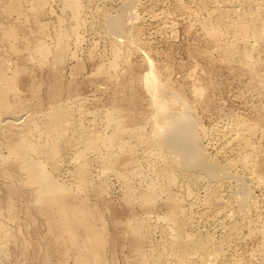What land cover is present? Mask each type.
<instances>
[{
    "label": "rangeland",
    "instance_id": "obj_1",
    "mask_svg": "<svg viewBox=\"0 0 264 264\" xmlns=\"http://www.w3.org/2000/svg\"><path fill=\"white\" fill-rule=\"evenodd\" d=\"M66 1L0 0V31L5 32L0 48L10 66L22 68L15 78L19 107L14 110L25 115L31 111L26 116L33 115L32 120L41 125L45 111L58 103L71 108L75 121L99 135L109 136L116 124L119 127L121 137L118 135L115 148L116 152L123 150L117 156V165L102 163L97 152L90 153L89 177L83 190L76 191L78 181L73 174L77 147L61 148L58 164L62 167L58 165V169H52V163L43 157L54 176L77 192V196L68 198L69 202L79 204L85 197L86 204L95 211L97 227L105 229L107 245L99 264H168L157 260L158 252L164 250L174 227L179 225L185 232L215 237L217 245L224 248L227 264H264V34L248 32L252 59H242L237 51L246 45L242 31L235 26L238 16L233 11L229 16L220 12L252 7L247 11L253 16L247 18H259L260 30L264 25V12L257 9L260 1L252 0L249 7L248 0H132L131 5L125 0H79L82 6L77 14ZM122 11L132 42L118 52V40L123 37L109 32L105 21ZM38 40L50 46L48 56L41 53ZM149 60L156 73V88L166 86L160 98L168 103L164 114L176 109L181 112L186 107L200 134L201 146L225 164L231 175L227 172L218 179L198 171L194 179L192 173L178 167L167 175L156 174L162 166L163 149L153 142V128L162 113L145 85ZM54 66L59 67L57 76L52 71ZM55 78L62 83L60 96L50 103V85ZM174 93L181 95L173 102ZM13 96L11 92V100ZM114 104L120 109L117 106L113 111ZM111 114L116 121L112 118L110 123ZM30 126L25 135L33 130L30 139L43 144L46 133L37 132L33 121ZM124 128H128L125 133ZM65 134L72 137L73 131L67 129ZM4 136L0 133V207L4 210L0 213L13 233L7 245L13 262L9 259L8 264H78L74 258L77 250L49 235L46 220L36 207L37 187L25 184L15 157L2 163L3 156H9ZM102 149L100 154L108 152ZM119 171L129 175L135 192L149 190L147 184L157 181L159 196L154 206L136 196L130 200L125 176ZM169 175L175 179L171 181ZM19 182L24 186L15 194V217L7 211L4 198L8 185L17 186ZM75 197L78 200L71 199ZM136 223L142 225L141 231L132 227Z\"/></svg>",
    "mask_w": 264,
    "mask_h": 264
},
{
    "label": "bare ground",
    "instance_id": "obj_2",
    "mask_svg": "<svg viewBox=\"0 0 264 264\" xmlns=\"http://www.w3.org/2000/svg\"><path fill=\"white\" fill-rule=\"evenodd\" d=\"M223 1H226V0H223ZM231 1H233V0H231ZM248 1H249V7H251L250 3L252 2V0H248ZM259 1L261 4H260V7H258L257 9L259 10V8H260V11L262 10L264 12V0H259ZM125 2H126L125 4L127 5L130 2H132V0H125ZM237 2H239V1L237 0ZM232 3H235V2H232ZM66 4L72 9L74 14L75 13L77 14L80 11L81 6H82L81 2L79 0H67ZM255 4H256V2H255ZM129 5H131V4H129ZM234 5H236V4H234ZM244 5H245V3H244ZM244 8H245V6H244ZM251 8H248L246 10L243 9L245 11H243V10L240 11V10H236V9H232V8H230V9L225 8V9L220 10V12L223 16H229L232 11L234 12V14H236L238 16V20L235 21V26L238 27V29H240L242 31L240 33L242 35V38L245 40L246 46L244 48H242V50L237 51V55L241 56L242 59H246V60L252 59V52H253V47H251L250 43H248L249 42L248 41V32L253 30L258 35L264 34V25L263 26L261 25L260 30L257 29V27L259 25V20H258L259 18L256 19V16H254L250 20H249V18H247V15L250 14V12L247 10H249ZM127 9H129V7ZM250 11H252V10H250ZM256 13H257V10H256ZM260 14H258V17L260 16ZM251 15H252V13L250 14V16ZM106 19H107V21H105V22H107L106 28H108V31L109 32L111 31V33H116L119 36L121 35L123 37V39L118 40L116 38H119V37H116L118 35L115 34V39L119 41V43H118L119 46H118L117 51L121 52V50H123V48H122L123 46L125 47V45H127V47H128L129 43L132 42V37H131V34L129 33V30H128L130 28L127 29V26H126L124 12L122 11L121 13L116 14L114 16H109ZM128 20H129V18H128ZM261 21H262V18H261ZM260 24H262V22ZM130 26L128 25V27H130ZM1 32L2 31H0V39L5 40V32H3L4 34ZM251 38H252V36H251ZM114 42H116V41H114ZM38 45L37 46L40 47V49L42 50L41 53H43L45 56H48V54L51 53L50 46H48L46 43L39 41ZM258 45H257V47H258ZM232 52H233V50H232ZM63 55H64V52H62V56H60L59 58L62 59ZM6 61L7 60L5 59L4 55L2 54L1 48H0V133L5 135L4 137H6V146L9 148V156H7L8 153L6 154V156H3L2 163H6V162L8 163L9 157L14 156L16 165L19 166V168L21 169L20 171H22L25 175V181H24L25 184L26 185L27 184L28 185L29 184L35 185L37 187L36 190L39 192L38 193L39 196L37 198L38 202L36 204V201H35L34 204H36V207H37L39 213L42 214L43 218L46 220L49 235L50 236L53 235L58 240H62V243H65L66 247L68 245V247L75 248L78 253H77V256L75 255L74 258H76L75 260H77L78 264H99L98 261H100V260L102 261L103 251L105 250V247L107 245L106 234L104 231L105 229L103 228L104 230H102L101 228L97 227V225H96V223L98 222L97 219H96L97 222L96 223L94 222L95 211L86 204L87 201H85V197H83L82 200L80 199L81 201L79 204L71 203V201L69 202L68 198L71 196L72 197L77 196L78 195L77 192L73 191L72 190L73 188L68 183H65L64 181H60V179H57L54 176V174L50 171L51 169L49 170V168H47V166H46L47 163L44 164L45 160H43V159L45 158L52 163V165H53L52 169L53 168L58 169L57 166L59 165L58 163L60 160L59 157L61 155V152H60L61 148H64V147L68 148V147H73V146L77 147V153H76V159H75L76 160V165H75L76 168H75L73 174L78 181V183H77V181H75L78 184L76 187V191H77V189H78V191L83 190V187L86 186V182L88 181V177H89V171H90L89 166L91 165L90 159H89L90 153L95 152L94 154H96V152H97L98 153L97 155H100V157L102 159V163H104L103 161H105L106 164L107 163H109V164L114 163L112 166V167H114L119 152L121 150H123V149H121L120 151L116 152L117 149L115 148V146L118 145L117 141L119 139L118 137L120 136L119 135L120 133L118 130L119 127L116 124V127L114 128V132L112 134H110L109 136L99 135L94 130L89 129L86 126H83L84 123L82 121L81 122L83 124H80L79 122L75 121L72 117L73 113L71 114V111H70L71 108L68 109L65 106L63 107L62 104L58 105V103L55 105H50V107L45 111V114L42 115L44 117L40 116V117H42V121H41L42 124L41 125L38 122H36L35 119L32 120L33 115H32V117L26 116L31 111L25 115V113H23V112L20 113V111L14 110V108L19 107L18 87H17V84L15 82V78H16L17 73L22 71V68L20 65H14V67H12L13 65L10 66V64H9L10 62L8 63ZM61 61H63V60H61ZM149 65H150L149 66L150 69L146 73L145 85L149 89V91L152 93L154 101L156 103H158L159 107H161V111L159 114L162 113L159 120L156 119L157 122L156 121L155 122L157 124H155L156 127L153 128V131L155 129L153 142L157 145V147L159 146L163 149L162 154H161V158H160L161 162H162V166L156 172V174H158V176L159 175H167V173L171 172L173 170V168L178 167V168L190 173V175L193 174L194 179L198 178L197 177L198 171L204 172L205 175H208L209 177L219 179L220 177L225 175V173L228 172L226 165L219 162V160L216 157L212 156L208 151H206V149L204 147L201 146L200 134L197 131L196 126L194 124V121L191 118V116L189 115V112H188L186 107L181 112L180 111L176 112V110H177L176 109L174 112H170V113L166 112L164 114V112L167 110L166 107H167L168 103H167V101L160 100V98H161V96L163 97V95L166 93V91H167L166 86L163 85V86H159L158 88H156V86L154 84V79H155L156 73H155V70L152 66L151 60H149ZM57 66L56 67L54 66V68H52L54 76H57L60 74V71L58 69L59 67H57ZM56 79L59 80L58 78H55L54 83L52 85H50L51 86L50 87V97H51L50 103L55 102L56 97H57L58 92H59V89H60V85L62 84V83L59 84V82ZM154 87H155V89H154ZM11 92L14 94V96H13L15 98L14 100H11L9 97ZM46 95H48V94H46ZM171 95H172V100L174 102L178 99V97H180L181 93H178V94L174 93ZM58 96H60V95H58ZM77 98H78V96H77ZM61 102H62V100H61ZM114 105H115L114 110L113 109H111V110L116 111L118 104H114ZM118 108L120 109V106H118ZM164 108H165V110H164ZM108 112H111V111H108ZM106 114H108V113H106ZM112 114H114V113H112ZM112 114L110 115L111 116L110 118L108 116L109 114L106 115L107 118L111 119L110 123H111L112 118H113ZM74 117H76V116H74ZM120 117H121V114H120ZM114 118H116V117H114ZM114 118H113V120H114ZM32 121L36 125L37 132L39 131L40 134L46 133V134H44V135H46V139H45V141H43L44 142L43 144H38L34 140L30 139L31 137L29 135H31L33 130L30 131V134L28 135L29 137L25 135V134H28L27 132L29 131V129H31L30 125H31ZM78 121H80V120H78ZM114 121H116V120H114ZM114 121H113V123H114ZM121 121H122V119H121ZM119 123H121V122H119ZM19 124H21V126ZM18 125L20 126L19 128H18ZM121 127H122V125H121ZM121 127H120V129H122ZM26 129H27V131H26ZM67 129H71L73 131L72 137H69V138L66 137L65 131ZM124 129H123V131L125 133V131H127L126 129H128V128H126L125 130ZM137 129H138V127H137ZM137 131H140V130L138 129ZM34 134H35V132H34ZM137 134H138V132H137ZM237 134H238V139L242 140V133L238 132ZM148 139H147V141H148ZM246 139H247V137H246ZM236 140H237V138H236ZM40 141H41V139H40ZM238 143H240V142H238ZM121 144H126V143L123 142ZM119 145H120V143H119ZM103 147L106 148V151H108V152H106V154H102V153L100 154V151L103 150L102 149ZM67 154H68V152H67ZM72 158H74V157H72ZM128 163H129V161H128ZM68 164H70V163H68ZM112 164H110V165H112ZM118 165H119V163H118ZM60 166L62 167V165H59V167ZM119 166H121V165H119ZM114 169H116V168H114ZM124 169H125V167H124ZM122 171H123V173L125 172V170H122ZM119 173H120V171H119ZM127 173H129V172H127ZM228 173H227V175H228ZM120 174H122V173H120ZM229 175H231V173H229ZM122 176H125L124 180L126 182H124V183L127 185V188L126 187L125 188L128 189L127 190L128 193L126 192V194H128L127 196L130 198V200L134 199L133 197L136 196V198H138V200L139 199L142 200L144 203H146V205H148L150 207L152 205L154 206V203L156 202V200L159 196V194L157 192L158 190H156L157 189L156 185H158L159 183L156 180L155 181L158 184H155L156 182L155 183L151 182V184H147V186L150 185L149 190L143 189V191H139V192L136 191L135 192L134 187L132 186L131 181H130L132 179L129 178V175L128 174L127 175L122 174ZM130 177H132V176H130ZM168 177L171 181L173 179H175L172 175H169ZM224 177H226V176H224ZM122 181H123V179H122ZM12 182H15V181H13V179H12ZM23 186L24 185L21 182H19L17 184V186L15 184L8 185V187H7L8 191H7V194L5 195V198H4V201L6 203L4 205L7 208V211H10L11 215L14 214L15 217L18 215V208H17L18 205H17V199H16L17 197L15 196V194H16L17 190H19ZM132 187H133V189H131ZM162 187H164V186H162ZM32 188L34 189V187H32ZM36 192H34V193L37 194ZM128 197H127V199H128ZM71 199H77L78 200V197L77 198L76 197L71 198ZM19 201L21 202V200H19ZM170 201H172V200H170ZM131 202H129V203H131ZM139 203H140V201H139ZM1 206H3V204ZM25 207H27V206L25 205ZM144 207H146V206H144ZM2 208L0 207V209H2ZM10 213H8V215ZM177 215H175V216L177 217ZM183 219H184V217H183ZM33 222H32V224H33ZM145 222H143V223H145ZM182 222L183 221H181V223ZM28 223H29V221H28ZM133 223L134 222H132V225H133ZM184 224L183 225L181 224V225L184 226ZM102 225H103V223H102ZM170 225H171V223H170ZM171 226H173V225H171ZM171 226H170V228H171ZM132 227L135 230H140V231L142 230L141 224L137 225V223H136V225L132 226ZM143 228H145L144 225H143ZM183 229L181 228L180 225L177 227L176 226L174 227L173 233H171V237L168 238L166 245L164 244L165 245L164 250L160 251V253L158 252V254H160L159 255L160 257H158L157 260H160V261L163 260L164 262L166 261V263H168V264H227L224 262L225 259L223 258V257H226L222 251V249H224V248L219 247V244L217 245L218 242H216L215 237H212V236L204 237V236L199 235V233L197 234L195 232L194 233L185 232V231H183ZM229 229L228 230L225 229V230L229 231ZM230 231H231V229H230ZM133 233H136V232H133ZM140 233L142 234V232H140ZM12 234L13 233H12L10 227L7 226L6 221L2 218L1 213H0V264H8L9 263L8 260L10 259L11 255L9 257L8 251H7L8 250L7 245L9 243L8 240L11 238ZM139 237H142V236H139ZM134 240H136V239H134ZM219 242H221V241H219ZM46 249H47V247H46ZM68 250H70V248ZM64 253H66V252H64ZM9 254H11L10 251H9ZM47 254L48 253H46V255ZM139 257H140V255H139ZM45 259L47 261L49 259V256L47 255L45 257ZM106 259H108V258L106 257ZM154 259H155V257H154ZM112 260H114V259H112ZM9 261H12V260L10 259ZM156 262L157 261H155V263ZM105 263H107V262H105ZM108 263H110V262H108Z\"/></svg>",
    "mask_w": 264,
    "mask_h": 264
}]
</instances>
